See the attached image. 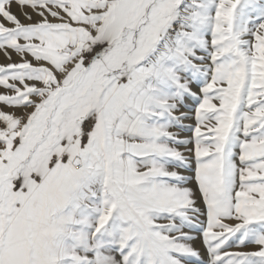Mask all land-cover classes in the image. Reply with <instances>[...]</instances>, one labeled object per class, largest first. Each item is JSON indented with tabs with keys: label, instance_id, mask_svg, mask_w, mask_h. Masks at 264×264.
I'll return each mask as SVG.
<instances>
[{
	"label": "snow or ice",
	"instance_id": "1",
	"mask_svg": "<svg viewBox=\"0 0 264 264\" xmlns=\"http://www.w3.org/2000/svg\"><path fill=\"white\" fill-rule=\"evenodd\" d=\"M0 54V264H264V0H0Z\"/></svg>",
	"mask_w": 264,
	"mask_h": 264
},
{
	"label": "rangeland",
	"instance_id": "2",
	"mask_svg": "<svg viewBox=\"0 0 264 264\" xmlns=\"http://www.w3.org/2000/svg\"><path fill=\"white\" fill-rule=\"evenodd\" d=\"M0 63H2V62H0ZM189 105H191V102H189ZM185 124H187V125H194V120H188V121H185ZM182 136H185V137H190L191 136V132H189V131H185V132H183L182 133ZM199 203V202H198ZM202 206V205H201ZM194 235H196L197 237H199V233L197 232V233H194ZM195 247H197L198 249H201V251L203 250V248H202V243H201V241L199 240V238L196 240V242H195ZM205 259H206V257H205Z\"/></svg>",
	"mask_w": 264,
	"mask_h": 264
},
{
	"label": "bare ground",
	"instance_id": "3",
	"mask_svg": "<svg viewBox=\"0 0 264 264\" xmlns=\"http://www.w3.org/2000/svg\"><path fill=\"white\" fill-rule=\"evenodd\" d=\"M16 59H17V57L15 55H13V60H16ZM0 62H2V63L5 62L4 57H3L2 54H0Z\"/></svg>",
	"mask_w": 264,
	"mask_h": 264
}]
</instances>
